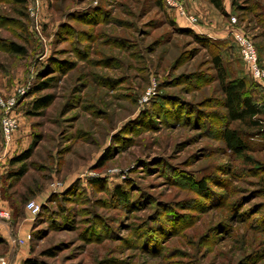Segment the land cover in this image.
<instances>
[{
  "label": "rangeland",
  "instance_id": "rangeland-1",
  "mask_svg": "<svg viewBox=\"0 0 264 264\" xmlns=\"http://www.w3.org/2000/svg\"><path fill=\"white\" fill-rule=\"evenodd\" d=\"M31 2L0 0V94L15 98L18 120L5 152L0 138V206L10 212L0 257L14 264L27 249L49 264H264V135L247 137L251 164L224 148L209 116L219 97L213 46L179 31L215 44L264 119V90L228 31L233 17L264 66V0H222V11L183 0L194 25L161 0H40L38 31ZM43 94L51 102L34 110ZM30 147L17 178L11 160ZM19 231L29 235L22 247Z\"/></svg>",
  "mask_w": 264,
  "mask_h": 264
},
{
  "label": "trees",
  "instance_id": "trees-1",
  "mask_svg": "<svg viewBox=\"0 0 264 264\" xmlns=\"http://www.w3.org/2000/svg\"><path fill=\"white\" fill-rule=\"evenodd\" d=\"M21 5L25 0H16ZM214 8L222 11V0H207ZM247 1V0H242ZM163 5V2L161 0ZM233 5V3H231ZM164 6V5H163ZM240 10H247L246 6H239ZM249 10V9H248ZM181 33L188 34L198 43L206 44L207 46H215L207 38L198 36L188 28H180ZM9 48L14 52H20V48L14 44H10ZM210 51V67L213 71V79L216 82L219 97L215 99L211 106L217 107L218 110L211 112L209 116L214 114L217 116L216 121L219 122V129L216 131L224 148L233 155L241 157L246 164H251L253 160L247 156L248 144L247 137L254 135H264V119L260 116V109L252 96V90L248 86L243 77H227L224 66L219 57V53L213 49ZM39 72L37 77H43ZM53 77H47L38 81L30 90V93L39 91L48 87ZM255 82V81H254ZM52 100L51 94H43L36 96L32 102L34 110L41 109L48 105ZM210 105V104H209ZM220 109V110H219ZM31 147L23 151L20 155L12 158L11 162H19L20 165L14 172V176L19 178L25 173V164L23 160L29 157ZM203 181H198L197 186L202 187ZM261 185L264 187V177L260 178ZM112 195L118 200H126L125 193L120 190L119 186H115ZM37 234V233H36ZM36 234L33 236L35 237ZM3 238L0 237V243H3ZM31 252V248H29ZM42 256H51L50 249L40 251ZM10 264V263H8ZM19 264H49L45 260L33 256L24 258Z\"/></svg>",
  "mask_w": 264,
  "mask_h": 264
},
{
  "label": "built area",
  "instance_id": "built-area-1",
  "mask_svg": "<svg viewBox=\"0 0 264 264\" xmlns=\"http://www.w3.org/2000/svg\"><path fill=\"white\" fill-rule=\"evenodd\" d=\"M39 2L40 0H32L27 6V12L29 16L33 18L36 31H38L37 10L39 8ZM162 2L166 9L173 10L176 15L186 21L187 25L195 24L196 18L187 13L183 0H162ZM228 31L231 39L237 47L239 59L245 66L250 78L255 81L262 90H264V66H262L257 59L256 51L250 37L237 29L233 17H230ZM14 108L15 98L13 96L6 97L0 94V138L3 145V152L8 149L17 128L18 120L15 116ZM38 209L39 206L33 200H28L24 204V210L31 216H34ZM9 217V210L6 207L0 206V220H7ZM28 238L29 235L25 234L24 238H16L15 242L21 244ZM0 264H7V260L4 257H0Z\"/></svg>",
  "mask_w": 264,
  "mask_h": 264
},
{
  "label": "crops",
  "instance_id": "crops-1",
  "mask_svg": "<svg viewBox=\"0 0 264 264\" xmlns=\"http://www.w3.org/2000/svg\"><path fill=\"white\" fill-rule=\"evenodd\" d=\"M11 144H12V142L10 143V145L8 146V149L10 148V146H11ZM19 234H17V237L18 238H24V236H25V234H27V233H20V231L18 232ZM0 237L1 238H3V240L9 245L10 244V238H9V235H8V232H7V230H6V228H5V232L4 233H0ZM26 243H27V240H24L21 244H18L19 245V247H22V246H25L26 245ZM21 254V256H20V258H19V255ZM29 256V254H28V251H27V249L26 250H20V251H18L17 253H16V255H15V258L16 259H19L18 260V262H14V264H19L24 258H26V257H28Z\"/></svg>",
  "mask_w": 264,
  "mask_h": 264
}]
</instances>
